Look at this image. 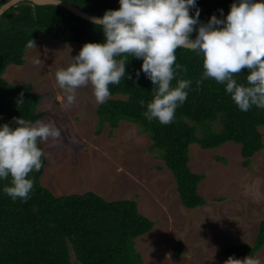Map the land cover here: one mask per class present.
<instances>
[{
	"label": "trees",
	"instance_id": "1",
	"mask_svg": "<svg viewBox=\"0 0 264 264\" xmlns=\"http://www.w3.org/2000/svg\"><path fill=\"white\" fill-rule=\"evenodd\" d=\"M67 1L195 41L224 34L232 12V0ZM40 37L86 46L107 96L97 107V133L123 120L138 124L172 171L182 203L197 208L207 203L198 191L205 174L190 167L191 144L211 149L233 141L244 166L264 147V0H241L231 38L207 49L95 23L54 4L23 1L0 16V264H145L137 239L155 222L137 200H107L95 191L57 195L42 182L47 157L35 132L46 115L38 110L42 95L32 83L4 76L9 65L25 63ZM3 150L26 162L22 177ZM262 246L264 219L254 244H227L221 254L245 261Z\"/></svg>",
	"mask_w": 264,
	"mask_h": 264
},
{
	"label": "rangeland",
	"instance_id": "2",
	"mask_svg": "<svg viewBox=\"0 0 264 264\" xmlns=\"http://www.w3.org/2000/svg\"><path fill=\"white\" fill-rule=\"evenodd\" d=\"M25 59L9 65L4 76L9 83L30 82L42 95L38 110L46 115L35 132L43 136L46 187L57 195L95 191L107 200H137L139 211L155 222L137 239L145 264H264V246L245 261L221 254L227 244L255 242L264 219V147L244 166L241 145L233 141L211 149L191 144L189 164L205 174L198 191L207 203L188 208L138 124L123 120L97 133V107L107 96L85 45L40 37ZM1 158L14 161L17 176L24 175V160L7 150Z\"/></svg>",
	"mask_w": 264,
	"mask_h": 264
},
{
	"label": "water",
	"instance_id": "3",
	"mask_svg": "<svg viewBox=\"0 0 264 264\" xmlns=\"http://www.w3.org/2000/svg\"><path fill=\"white\" fill-rule=\"evenodd\" d=\"M23 1H30L38 5H45V4L58 5V6L66 8L67 10L71 11L72 13L84 19H87L95 23L125 28L129 30L137 31V32H142L150 36L159 38L162 41L175 44V45H179V46H183L186 48L207 49V48L216 47L231 38V36L233 35V32L235 31L237 21L239 19V5H240L241 0H232V12H231L228 27L225 33L215 39L208 40V41L186 40V39L178 38L175 36L167 35L152 26H146V25L137 24V23L125 21V20L109 19V18H105V17L98 16L95 14H90L80 9L77 5L67 0H8L7 2L1 5L0 16L10 7L15 6L18 3L23 2Z\"/></svg>",
	"mask_w": 264,
	"mask_h": 264
},
{
	"label": "bare ground",
	"instance_id": "4",
	"mask_svg": "<svg viewBox=\"0 0 264 264\" xmlns=\"http://www.w3.org/2000/svg\"><path fill=\"white\" fill-rule=\"evenodd\" d=\"M135 22V21H134ZM145 109V108H144ZM149 110V109H148ZM143 111V110H142Z\"/></svg>",
	"mask_w": 264,
	"mask_h": 264
}]
</instances>
